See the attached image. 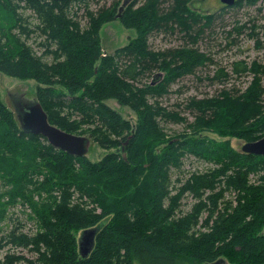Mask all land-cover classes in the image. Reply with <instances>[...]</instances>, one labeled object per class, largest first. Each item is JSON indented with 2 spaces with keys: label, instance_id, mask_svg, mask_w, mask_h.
Here are the masks:
<instances>
[{
  "label": "trees",
  "instance_id": "trees-1",
  "mask_svg": "<svg viewBox=\"0 0 264 264\" xmlns=\"http://www.w3.org/2000/svg\"><path fill=\"white\" fill-rule=\"evenodd\" d=\"M90 1L0 0V73L36 81V98L52 125L88 135L111 152L92 162L27 134L0 89V219L22 205L35 227L31 234L23 222L14 223L0 240V253L9 249L0 264H264V157L244 154L228 139L264 137V68L235 62L232 74L249 73L250 86L191 98L189 122L181 104L169 108L162 101L212 63L195 45L217 15L194 10L196 0H131L123 11L126 0H113L98 12ZM260 2L238 0L232 8ZM20 10L31 11L38 24L31 28ZM117 19L137 36L108 54L101 30ZM177 32L183 45L151 46L156 34ZM35 35L43 39L41 54L28 44ZM228 77L222 70L207 79L225 84ZM111 101L132 111L136 122ZM169 124L185 130L170 136ZM187 158L212 167L173 180ZM189 196L195 203L187 212ZM98 226L95 248L83 259L78 235Z\"/></svg>",
  "mask_w": 264,
  "mask_h": 264
},
{
  "label": "rangeland",
  "instance_id": "rangeland-1",
  "mask_svg": "<svg viewBox=\"0 0 264 264\" xmlns=\"http://www.w3.org/2000/svg\"><path fill=\"white\" fill-rule=\"evenodd\" d=\"M112 3L113 0H91L89 2V8L93 12H98L101 7L105 5L110 6ZM78 7L80 9V21L82 26L86 27L88 18L86 16L85 6L81 4L78 5ZM225 7L226 6H224L220 0H196L193 3V8L200 14L207 15L211 13L217 15L213 27L207 30L200 40V43L195 45V48L208 54L212 58V63H208L205 68L199 69L195 76L180 81L178 85L172 88L170 96L164 98L162 101V103L169 108H172L173 105L177 103L181 104V110H183V114L187 116L189 122L193 121V117L188 114V110H185V106L191 98L203 100L218 95L223 89H237L244 92L250 86L253 81L252 75L249 73L240 75L232 74V65L235 62H245L250 68L253 62H257L264 68V10L260 12V8H264V0H261L256 7H247L246 5L242 8L229 7L225 9ZM20 12L23 14V18L29 22L31 28H34L38 24L37 19L31 11L20 10ZM235 28L244 29L241 33H239V31L232 33ZM230 34H232V36ZM136 36L135 30L125 28L119 20L105 25L101 30L103 47L108 54H113L116 50L125 47ZM181 37L182 35L179 32L174 34L160 33L151 38L150 42L155 50H167L183 45L184 41ZM229 37L231 38L229 39ZM42 40L41 37L35 35L28 43L34 48L37 54H41L42 52L38 47V44ZM46 60L48 62L52 61V59ZM222 70L229 76L227 83L220 84L211 82L207 79V77L212 78ZM262 81L264 86V75ZM37 88L38 84L36 81L29 80L23 82L0 73L2 98L11 110L13 108L6 97V90L12 93H25V97L32 101V99L36 97ZM180 90H183V92ZM109 105L118 110L126 119L136 122V115L129 109L121 108L118 103L113 101L109 102ZM164 128L170 136H174L185 130L184 125L169 124L164 125ZM209 135L211 138L217 140H227L221 138L217 134ZM86 136L89 137L88 135ZM228 139L236 150H242L245 144L244 141L237 138ZM109 153L111 152L101 149L97 144L92 143L88 158L92 162H99ZM211 167V165L198 161L195 158H187L182 174L175 173L173 175V180H176L178 177L181 178V176L188 177L192 172L204 173ZM3 186L2 181H0V192L4 190ZM194 203L195 200L192 197H186L183 201V209L188 212ZM29 214L30 210L22 205L11 208L7 214L8 219L6 221L0 219V240L10 232L14 227V223L18 222L24 223L25 232L34 233V223L29 220ZM81 234L78 235L79 239L81 238ZM8 250L9 249H5L2 251L0 253V258H4ZM23 254L29 258L33 257V254L28 251H23ZM135 264L140 263L135 262Z\"/></svg>",
  "mask_w": 264,
  "mask_h": 264
},
{
  "label": "water",
  "instance_id": "water-1",
  "mask_svg": "<svg viewBox=\"0 0 264 264\" xmlns=\"http://www.w3.org/2000/svg\"><path fill=\"white\" fill-rule=\"evenodd\" d=\"M51 1H63V0H51ZM131 0H126L121 7L123 11ZM226 7H234L238 0H220ZM7 92V90H6ZM25 94V93H18ZM4 100V99H3ZM9 101V100H8ZM20 101L27 104L22 110H18L14 105L12 110L15 113L21 129L27 134L41 136L46 139L49 145L55 149L65 152L69 155H73L80 158L88 157L93 140L87 136H81L71 134L61 130L55 125L49 122L48 115L43 106L37 100L36 97L30 101L24 95H20ZM5 102V101H4ZM11 104V103H10ZM244 154L262 156L264 157V137L255 142L245 143L242 147ZM101 227H95L85 230L81 234L79 239V252L83 259L90 257L96 245V238ZM213 264H228L226 260L222 259Z\"/></svg>",
  "mask_w": 264,
  "mask_h": 264
},
{
  "label": "flooded vegetation",
  "instance_id": "flooded-vegetation-1",
  "mask_svg": "<svg viewBox=\"0 0 264 264\" xmlns=\"http://www.w3.org/2000/svg\"><path fill=\"white\" fill-rule=\"evenodd\" d=\"M194 10H196V9H194ZM20 95L25 96V94H19L18 95V93H12L10 91L6 92V97L8 98L9 102L11 103L12 106L14 105L15 107H17L18 110L24 109L27 105V104L20 101Z\"/></svg>",
  "mask_w": 264,
  "mask_h": 264
},
{
  "label": "bare ground",
  "instance_id": "bare-ground-1",
  "mask_svg": "<svg viewBox=\"0 0 264 264\" xmlns=\"http://www.w3.org/2000/svg\"><path fill=\"white\" fill-rule=\"evenodd\" d=\"M224 6H225V5H224ZM121 13H122V12H121ZM118 19H121V14L118 15ZM118 19H117V20H118Z\"/></svg>",
  "mask_w": 264,
  "mask_h": 264
}]
</instances>
